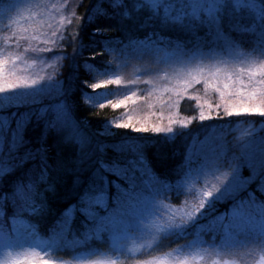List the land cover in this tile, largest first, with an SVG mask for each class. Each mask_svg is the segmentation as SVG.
Segmentation results:
<instances>
[{"label": "rangeland", "instance_id": "rangeland-1", "mask_svg": "<svg viewBox=\"0 0 264 264\" xmlns=\"http://www.w3.org/2000/svg\"><path fill=\"white\" fill-rule=\"evenodd\" d=\"M75 1H5L12 5L13 12L19 9V16L12 27H7L8 15L0 14V57L6 59L5 66L0 70V77L13 81L17 78L36 79L37 83L0 92V176L14 164L22 162L19 155H15L16 159H13L12 151L16 142H19V134L17 133L16 138L13 137V131L18 127L11 114L14 115L17 108L39 104L43 110L44 105L61 98L63 87L59 67L64 54L62 42L66 27L73 18ZM207 2L208 0H158L157 8L164 9L165 5L171 4L176 8L190 10L194 3ZM240 43L243 48L236 49L237 53H250L251 50L258 58H264V41ZM212 50L226 51L227 46L209 39L200 41L195 46L185 47L180 42L157 36L133 38L116 48L108 47L109 58L102 68L86 64L91 73L89 84L110 76L119 77L121 82L109 83L96 89L89 87L83 96L87 103L105 104L116 109L115 115L103 123L100 133L108 135L120 127L118 125L128 124L126 129L138 134L151 131H139L137 128L171 127L167 132L151 133L173 137L188 129L194 120L201 121V111L206 116L211 113V118L218 120L229 117L223 111L219 93L205 83L211 79V71L223 67L222 59L217 57L210 60L201 56L189 59L197 52L208 53ZM12 56L18 59H7ZM181 59L183 60L180 61ZM240 59L245 57L241 56ZM234 63L237 69L248 67V63H257V58L249 55L248 63ZM201 68L204 72H200ZM243 78L247 79L246 76ZM126 96L128 99L125 101L123 98ZM106 100L111 103H105ZM185 100H190L192 107L194 106L193 114L181 111ZM217 104L221 105L219 115ZM209 105L212 106L211 109ZM58 113L60 121L68 120L63 105ZM169 120L174 123L169 125ZM176 121H184L187 126H181ZM185 156L186 171L176 180L156 176L139 156H133L120 164L101 165L102 176L99 171L98 177L102 182L97 191L101 187L111 186V182L116 179L114 170L117 168L134 173L137 180L133 202L119 218L116 238L109 237V232L103 234L110 248L122 251L119 254L100 253L97 257L115 260L117 264L185 257L190 259L191 264H264V199H255L257 204L246 213L248 226L234 232L229 238L222 240L219 234L204 227L216 217L229 213L241 199L239 197L244 192H249L251 185H255L264 197V191L259 188L260 184H264L261 179L264 177V132H259L252 126L211 130L200 137H193ZM220 172H228V178L212 192L199 212L184 224L162 230L161 226L167 224L173 216L192 210L201 198L200 191L215 183L214 177ZM245 177L254 178L242 188V178ZM227 202L229 206H222ZM82 206V203L72 206L66 213V220L70 222L74 214L80 212L87 220L88 228H94L96 221L89 220L83 214ZM210 217L213 219L208 223L204 222ZM25 218L30 220L26 216ZM56 230L60 231V228ZM184 233L191 235V238L159 252L158 249L166 246L169 240ZM30 239L31 243L24 244L22 249H4L0 246V264H4L9 258V252L15 256L30 248H35L39 253L38 257L33 258V264H37L41 258H60L55 253V248L49 250L45 247L47 242L40 243L38 237ZM225 242L227 246H224Z\"/></svg>", "mask_w": 264, "mask_h": 264}, {"label": "trees", "instance_id": "trees-1", "mask_svg": "<svg viewBox=\"0 0 264 264\" xmlns=\"http://www.w3.org/2000/svg\"><path fill=\"white\" fill-rule=\"evenodd\" d=\"M98 3H102V0L75 1L73 18L66 27L62 42L64 54L59 67L63 87L61 98L54 103H47L43 110L39 104L17 108L14 115L11 114L20 129L19 142H16L12 151L13 159H16L15 155H19L22 162L14 164L10 170L1 174L0 196L12 194L18 182L34 185L36 190L31 197L40 208L23 215L37 225L34 237H38L40 243H46L52 235L53 227L56 226L57 229L60 222L66 220L67 211L81 203V196L85 191H97L102 182L98 172L102 176L101 165L104 163L120 164L133 156H139L156 176L176 180L186 171L185 155L193 137L232 126H252L259 132H264V115L238 114L222 120H194L188 129L173 137L151 132L138 134L124 127H117L108 135L101 134L103 123L115 115L116 109L105 104H90L84 100V93L91 80L87 63L102 68L109 58L108 47L116 48L133 38L160 36L180 42L185 47H192L200 42L196 39V34L203 36L207 29L203 26L194 28L197 22L190 16H185L183 23L165 20L163 9L154 10L151 5L135 13L134 22L122 23V8H114L104 0L102 6L107 14L100 13L97 11ZM246 3L253 6L243 10L244 17L249 20L255 19L258 11H264V0H246ZM223 15L225 18L231 16V8L225 7ZM233 38L239 39L242 44L257 41L254 36L241 37L236 33H233ZM209 39L211 38L204 37L203 41ZM61 105L69 117L65 122L58 119ZM180 109L185 114H193L194 106L192 107L190 100H185ZM257 189L255 185H251L249 192H244L239 200L244 197L263 200L264 197ZM228 204L229 202L222 206L227 207ZM12 212L13 208L9 204L5 217L0 218V225L7 223L10 227L7 217ZM211 218L204 222L208 223ZM70 225L69 239L73 235L82 238L83 233L91 229L80 212L74 214ZM190 238L191 235L184 233L171 241L168 239L167 245L158 250L165 251ZM91 249H100L96 255L112 252L105 239H92L84 245L55 249V253L61 259H70L73 255Z\"/></svg>", "mask_w": 264, "mask_h": 264}, {"label": "snow or ice", "instance_id": "snow-or-ice-1", "mask_svg": "<svg viewBox=\"0 0 264 264\" xmlns=\"http://www.w3.org/2000/svg\"><path fill=\"white\" fill-rule=\"evenodd\" d=\"M104 0H102V3ZM111 6L122 8L121 22H134L133 15L147 8L149 5L155 10L158 7V0H106ZM102 3L97 4V11L105 13L106 9ZM225 7H230L232 15L225 18L223 13ZM253 7L251 3H246V0H208L207 4L199 3L192 4L190 10L168 4L164 6L163 16L165 20H173L178 23H183L185 16L194 18L197 22L194 28L201 26L207 30L203 36L196 34V39L203 41L204 37H210L213 41L222 42L227 46L226 51L212 50L208 53L202 51L193 54L189 59H195L197 56L206 57L210 60L220 57L223 61L222 68H215L209 73L211 79L206 80V84H210L219 93L223 101L222 107L224 113L233 115L234 113H261L264 115V58H258L251 50L250 53H237L235 50L243 48L239 39L233 38V33L238 36H254L259 41H264V11H258L256 18L249 20L244 17L243 10ZM0 14L8 15L7 27H12L16 23V18L19 16V9L12 11V5L5 0H0ZM46 51V50H45ZM249 55L257 58V63H248ZM243 56L245 59L241 60ZM7 59L16 60L18 57L12 56ZM181 59L180 61H182ZM229 61H233L230 63ZM234 62L241 64L248 63V67L236 68ZM6 59L0 57V70L5 66ZM200 72H204L201 68ZM247 77L244 79L243 77ZM119 77H108L89 84V87L96 89L102 85L109 83H120ZM37 83L36 79L21 80L17 78L15 81L11 79H3L0 77V92L7 89L17 87H27ZM131 95V94H129ZM125 101L128 97L123 98ZM111 103V101H105ZM115 106V105H114ZM211 109L212 106L209 105ZM220 104L216 105L217 115H219ZM211 118V113L206 116L203 111L199 113V120ZM191 119V118H189ZM181 126H187L184 121H176ZM169 125L174 121L169 120ZM128 128V124L118 125ZM7 127V124H5ZM139 131L151 132H167L171 127L160 128L159 126L151 127L150 129H139ZM20 131L19 126L13 131V137L16 138ZM116 179L111 182L110 187H101L100 190L89 192L85 191L81 196L82 208L81 211L89 220H95L94 228L88 229L83 233L82 238L73 235L68 238V233L71 230V225L68 220L60 222L56 230V226L52 229V235L49 237L45 247L49 250L64 249L84 245L87 242L95 239L100 241L104 239L103 234L109 232V237L116 238V229L119 218L125 209L133 202L134 190L137 177L134 173L127 170L117 168L114 170ZM228 172H220L214 177L215 183L210 187L200 191L199 202L190 211L179 212L178 215L167 223L161 226L162 230L177 224H184L196 215L197 212L204 206L207 198L216 191L220 184L227 178ZM254 177L242 178L241 186L245 187L250 179ZM44 179V177H41ZM264 180V177H261ZM79 181H77L78 183ZM259 188L264 191V184H260ZM35 187L32 183L24 185L17 183L14 192L7 197L0 196V218L5 217L9 204L13 208L12 215L7 217L10 222V227L7 223L0 225V241L4 249H22L24 244L31 243V237L35 236L37 225L25 218L23 213L35 212L40 208V205L32 199L31 194L35 192ZM255 198L252 197L246 200H239L229 213L216 217L208 225L206 229L220 235V238L231 237L234 232L244 230L249 221L246 218L247 211L256 205ZM203 243V241H201ZM227 242L224 246H227ZM112 252L120 253L122 249L111 248ZM100 249H91L86 252L73 255L72 259H39L37 264H117V261L97 257ZM21 256L24 258L22 259ZM39 253L35 248L25 249L23 252L17 253L15 256L11 252L8 253V259L4 264H33V258L38 257ZM137 264H191L189 258H177L175 260H148L140 261Z\"/></svg>", "mask_w": 264, "mask_h": 264}]
</instances>
